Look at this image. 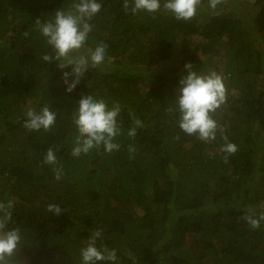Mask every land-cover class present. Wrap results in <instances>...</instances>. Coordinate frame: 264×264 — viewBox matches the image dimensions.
Masks as SVG:
<instances>
[{
  "label": "trees",
  "instance_id": "1",
  "mask_svg": "<svg viewBox=\"0 0 264 264\" xmlns=\"http://www.w3.org/2000/svg\"><path fill=\"white\" fill-rule=\"evenodd\" d=\"M74 2L0 0V200L14 201L17 264H80L96 230L98 247L116 249V264H264V221L253 229L244 219L248 208L264 212V0H222L215 9L201 0L187 21L163 0L157 12L136 14L131 0L127 10L124 0H98L82 51L103 42L105 60L90 64L69 92L72 67L42 59L54 52L35 21ZM186 63L224 78L215 140L178 126L174 103ZM87 95L120 104V148L74 157L73 114ZM45 105L57 114L51 129L24 128L27 110ZM134 119L143 127L133 138ZM220 129L234 154L221 151ZM48 148L55 165L42 163Z\"/></svg>",
  "mask_w": 264,
  "mask_h": 264
},
{
  "label": "clouds",
  "instance_id": "2",
  "mask_svg": "<svg viewBox=\"0 0 264 264\" xmlns=\"http://www.w3.org/2000/svg\"><path fill=\"white\" fill-rule=\"evenodd\" d=\"M201 0H163V8L172 13L177 20H190L196 15L197 7ZM222 0H209V6L213 9ZM123 7L127 10L130 7V0H124ZM161 8V0H131V11L136 14L140 10L148 13H155ZM101 4L98 0H76L68 10L59 9L54 13L53 19L35 21L36 27L46 42L51 46L54 56L45 54L42 59L46 62L66 59V64H59L60 68L72 67V75L75 79L68 85L67 91L71 92L79 79L87 71L89 65L97 67L103 64L107 45L103 42L96 45L94 50L84 49L92 25L89 21L100 11ZM75 54V55H72ZM187 74L179 79L178 96L174 103L179 112L178 126L188 135H195L200 141H211L216 139L218 124L213 118V113L226 101V87L223 76L215 70L207 73H198L193 70L191 63L184 66ZM65 83H68L69 73L64 74ZM171 110V109H170ZM121 111L118 102H113L112 106L101 98L97 99L92 95L82 97L78 101V108L73 114V123L77 129L74 146L71 155L80 156L87 154L92 149L103 147L105 152L118 150L120 145L115 143V138L120 134L121 129L117 118ZM25 118L22 126L29 131H49L56 122V112L48 106H43L39 111L29 109L24 114ZM134 127L128 130L129 137H135L137 128L143 127L139 119H134ZM221 136L224 145L221 151L232 155L237 151L234 143L228 142V137ZM133 147H129V152H134ZM227 160V156L225 157ZM44 164L55 165L57 157L52 148H48L44 159ZM56 179L59 180L61 173L55 169ZM14 201L0 200V264H17L14 259L16 253L22 246L21 229L10 227L13 221ZM46 210L53 215L59 216L62 208L58 204H48ZM251 228L260 227L264 221V212L257 215L253 208L247 209L244 216ZM102 237V230L92 232L85 247L80 249V264H116L117 251L115 248L107 246H97V241Z\"/></svg>",
  "mask_w": 264,
  "mask_h": 264
}]
</instances>
